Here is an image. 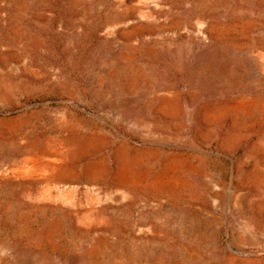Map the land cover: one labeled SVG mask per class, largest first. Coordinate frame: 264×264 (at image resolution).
<instances>
[{
  "label": "rangeland",
  "instance_id": "obj_1",
  "mask_svg": "<svg viewBox=\"0 0 264 264\" xmlns=\"http://www.w3.org/2000/svg\"><path fill=\"white\" fill-rule=\"evenodd\" d=\"M0 264H264V0H0Z\"/></svg>",
  "mask_w": 264,
  "mask_h": 264
}]
</instances>
